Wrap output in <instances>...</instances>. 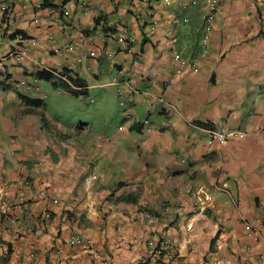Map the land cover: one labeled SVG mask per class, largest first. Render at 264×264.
<instances>
[{
	"label": "crops",
	"instance_id": "obj_1",
	"mask_svg": "<svg viewBox=\"0 0 264 264\" xmlns=\"http://www.w3.org/2000/svg\"><path fill=\"white\" fill-rule=\"evenodd\" d=\"M44 1L0 0V264H140L153 239L165 264H264V0H220L208 58L180 73L169 37L198 54L206 0ZM42 68H67L92 103L114 92L119 120L43 116Z\"/></svg>",
	"mask_w": 264,
	"mask_h": 264
},
{
	"label": "built area",
	"instance_id": "obj_2",
	"mask_svg": "<svg viewBox=\"0 0 264 264\" xmlns=\"http://www.w3.org/2000/svg\"><path fill=\"white\" fill-rule=\"evenodd\" d=\"M206 4L209 8V11L206 13L204 17V24L202 26V36L200 40L201 49L198 52V54L186 57L180 52V50L176 46L179 41V38L174 29L172 31L171 36L169 37V41L171 43V54L174 62L173 70L175 73H180L183 71V69H188L193 72L198 71L200 70L203 61L206 60L209 56L211 33L213 31L214 21L221 10V3L220 0H206ZM183 6L187 7L188 3L183 4ZM152 25L154 27L158 25V20H154L152 22ZM128 41L133 44L136 41V39L133 36H131ZM36 44L37 41L32 40L31 45H23L17 48L14 54L17 56L19 60H26L31 56V52L33 51V48ZM55 49L57 51L60 50L59 47H56ZM69 49H72L71 45L67 47V50ZM129 50L133 51L131 46H129ZM109 55H114V51H109ZM63 77L69 83H71L67 76L63 75ZM16 86L29 87V84L25 79H21L17 81ZM121 104H123L122 101ZM150 123H151V119L146 118L143 122V125L145 127H149ZM231 135H232L231 132L226 133L211 129L209 131V140L210 141L218 140L220 142H225L227 139H229ZM92 177L95 178L96 175H93ZM24 182L26 186H30L32 184L30 178L28 177L24 179ZM208 198L209 197L207 196L205 198H198L195 201V206L200 209L205 208V204H206L205 202L206 199ZM45 216L50 217V212H46ZM82 240H83L82 236L74 235L70 238L69 243L75 244L81 242ZM149 246H150L149 255L147 258L143 259L140 264H165L166 263L165 261H167L165 259H168L169 261L174 259V253L172 251L171 244L167 240L161 239L160 241H158L153 239L149 242ZM34 255H35L34 253H31L32 257H34ZM34 264H40V263L38 261H35Z\"/></svg>",
	"mask_w": 264,
	"mask_h": 264
},
{
	"label": "rangeland",
	"instance_id": "obj_3",
	"mask_svg": "<svg viewBox=\"0 0 264 264\" xmlns=\"http://www.w3.org/2000/svg\"><path fill=\"white\" fill-rule=\"evenodd\" d=\"M41 86L46 93L45 107L42 108L41 114L47 115L52 121H58L61 125L66 127L74 125L79 128L83 122H88L95 128L102 117L108 116L112 122L119 120L121 106L114 92L107 99L109 102L104 103L101 102L100 97L93 93V97H97V102L92 103L87 100L85 95L75 96L69 93H60L47 81H42ZM45 121L47 123V120Z\"/></svg>",
	"mask_w": 264,
	"mask_h": 264
},
{
	"label": "trees",
	"instance_id": "obj_4",
	"mask_svg": "<svg viewBox=\"0 0 264 264\" xmlns=\"http://www.w3.org/2000/svg\"><path fill=\"white\" fill-rule=\"evenodd\" d=\"M49 0H45L44 3L42 4L43 6H46L48 4ZM23 33L22 31H16L15 33ZM25 36V35H24ZM35 74L41 78L45 79L47 81H50L55 87L63 88L73 95H81L87 93V88L85 87V82L78 78L74 77L72 74H70L67 70V68H63L61 70L53 69L49 70L46 68L38 69ZM63 75L67 76L70 82H73L75 85H77L79 88H73L70 86V83L63 77ZM11 74H8L2 70H0V87L5 88L6 81L10 78ZM31 102L35 103L36 105L41 104V99L36 98V99H31ZM131 197L129 196H123L121 199H130Z\"/></svg>",
	"mask_w": 264,
	"mask_h": 264
}]
</instances>
